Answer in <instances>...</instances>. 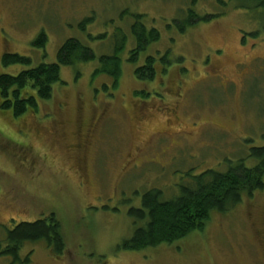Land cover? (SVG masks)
Listing matches in <instances>:
<instances>
[{"label":"rangeland","instance_id":"rangeland-1","mask_svg":"<svg viewBox=\"0 0 264 264\" xmlns=\"http://www.w3.org/2000/svg\"><path fill=\"white\" fill-rule=\"evenodd\" d=\"M189 9L215 17L182 32L175 20L186 23ZM138 14L161 39L132 61ZM262 17L219 0H0V74L57 62L68 38L96 54L61 66L52 98L39 100L37 112L15 117L0 108V239L5 226L55 212L66 252L57 257L43 242L27 244L30 264H264V189L225 213L214 211L204 230L174 243L121 248L138 226L129 209L141 207L144 192L161 188L171 198L192 175L224 170L226 161L264 145ZM41 31L48 42L36 48ZM123 34V75L114 91L109 75L93 73ZM167 51L168 64L162 61ZM5 53L32 63L3 66ZM149 55L157 58L153 81L135 74ZM62 104L65 112L58 114ZM51 116L59 121L47 132L41 126H50L43 122ZM96 118L90 148L68 149L80 124ZM0 264L10 258L0 257Z\"/></svg>","mask_w":264,"mask_h":264},{"label":"trees","instance_id":"trees-1","mask_svg":"<svg viewBox=\"0 0 264 264\" xmlns=\"http://www.w3.org/2000/svg\"><path fill=\"white\" fill-rule=\"evenodd\" d=\"M233 2L236 8L260 11L263 14L264 0H219L222 6ZM224 12L219 13L222 15ZM137 16V15H136ZM139 20L131 26L135 40L130 60L137 61L140 53L151 43L161 39V32L155 27H147ZM215 15L200 17L193 9L188 10L186 23L175 20L180 31L193 26L201 18L211 20ZM127 34L115 42L113 54L102 55L100 66L93 75L107 74L112 79V90L119 88L123 75L121 52L127 44ZM48 35L41 31L33 41L36 48H44ZM169 51L162 57L166 64ZM96 58L91 47L77 38H68L58 50L55 63L42 62L20 71L16 75L0 74V108L12 110L20 117L32 110L37 112L39 100L51 99L54 86L61 80V66L76 65ZM157 58L149 55L143 65L136 68L135 74L141 80L153 81L157 75ZM31 58L18 53H5L3 66L12 64L30 65ZM166 69V68H165ZM106 89L107 85L104 86ZM249 160L252 163H249ZM227 168H208L192 175L191 181L180 186V193L171 198L164 197L161 188H151L143 193L141 207H131L129 216L138 224L131 238L124 240L121 248L129 251L171 244L187 237L194 231L204 230L214 211L225 213L243 201L244 196L253 197L264 189V145L252 146L248 154L235 161H226ZM4 238L0 239V257H9L10 264H30L33 250L25 255L27 244L43 242L46 248L57 257H62L67 248L63 225L55 212L34 221H20L12 228L4 227ZM263 231V230H262Z\"/></svg>","mask_w":264,"mask_h":264},{"label":"flooded vegetation","instance_id":"flooded-vegetation-1","mask_svg":"<svg viewBox=\"0 0 264 264\" xmlns=\"http://www.w3.org/2000/svg\"><path fill=\"white\" fill-rule=\"evenodd\" d=\"M215 77H219L215 75ZM65 112V106L62 104L58 108V114ZM140 118L143 120L145 118V114L142 112ZM59 121V118L56 116H51L47 121L43 123H49V125L41 126L42 129L46 130L47 132L50 131L51 128H56V123ZM99 118H96L94 121L90 122L89 124H80L79 129L76 133V142L70 144L68 149L78 152H85V150L89 149L91 146V138H93L95 131L99 125ZM93 123V124H92ZM263 239H264V230L261 232Z\"/></svg>","mask_w":264,"mask_h":264}]
</instances>
